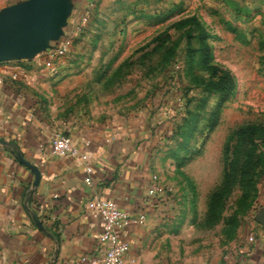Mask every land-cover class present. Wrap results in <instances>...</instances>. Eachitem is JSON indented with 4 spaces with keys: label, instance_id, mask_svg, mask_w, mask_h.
I'll return each mask as SVG.
<instances>
[{
    "label": "rangeland",
    "instance_id": "obj_1",
    "mask_svg": "<svg viewBox=\"0 0 264 264\" xmlns=\"http://www.w3.org/2000/svg\"><path fill=\"white\" fill-rule=\"evenodd\" d=\"M86 1L75 0L74 16L87 11L82 30L105 37L90 39L84 53L78 49L66 61L76 72L96 65L90 73L98 80L96 94L115 95L118 104L133 101L136 111L145 108L155 175L168 212H177L174 223L186 227L176 256L212 260L237 248H260L256 264H264V226L256 220L264 211L260 161L250 165V184H238L226 196L218 222L205 225L229 134L244 123L264 124V0H95L92 9ZM191 16L208 34L209 63L234 77V93L219 109L197 50L198 30L173 26Z\"/></svg>",
    "mask_w": 264,
    "mask_h": 264
},
{
    "label": "crops",
    "instance_id": "obj_2",
    "mask_svg": "<svg viewBox=\"0 0 264 264\" xmlns=\"http://www.w3.org/2000/svg\"><path fill=\"white\" fill-rule=\"evenodd\" d=\"M19 1L0 0V8ZM74 2L61 36L75 17ZM104 35L82 30L69 55L78 49L84 53L90 39ZM67 62L57 63L53 73L35 58L0 63V139L5 141L0 143V264H88L80 258L100 254L97 236L103 220L87 202L99 197L146 215L144 224L119 232L130 244L125 264L261 261L260 248L250 252L237 248L232 256L222 253L212 260L176 256L186 227L174 223L177 212H168L166 193L147 194L156 172L145 108L136 111L133 101L118 104L115 95L96 94L98 80L90 74L96 65L85 64L76 72V66ZM25 68L32 72L29 81L12 77ZM60 133L88 153L90 185L79 157L51 154V142Z\"/></svg>",
    "mask_w": 264,
    "mask_h": 264
},
{
    "label": "built area",
    "instance_id": "obj_3",
    "mask_svg": "<svg viewBox=\"0 0 264 264\" xmlns=\"http://www.w3.org/2000/svg\"><path fill=\"white\" fill-rule=\"evenodd\" d=\"M95 0H87L86 8L92 9ZM88 22L87 11L78 16H75L71 22L70 30L66 31L63 36L56 41L51 48L38 54L35 59L41 64L43 69L49 73L56 70L57 63L69 58L71 44L75 37L81 33L83 27ZM31 70L22 69L18 72H13V78H22L29 81L32 77ZM51 154L54 156H73L79 157L84 163L85 183L91 184L90 175L92 166L88 162V153L81 152L73 143L71 138L65 134H56L51 142ZM163 191L157 176L153 174L151 181L147 187V194L155 196ZM87 208L96 211L103 220V230L98 234L97 239L101 244V252L98 256H82V261H87L88 264H125L130 251L128 241L120 237V231L130 227L142 225L146 221V215L143 212L137 214L120 209L113 202L104 198H93L87 202ZM247 240L252 242L253 236L249 235ZM261 264V263H259Z\"/></svg>",
    "mask_w": 264,
    "mask_h": 264
},
{
    "label": "trees",
    "instance_id": "obj_4",
    "mask_svg": "<svg viewBox=\"0 0 264 264\" xmlns=\"http://www.w3.org/2000/svg\"><path fill=\"white\" fill-rule=\"evenodd\" d=\"M189 24L194 25L198 30L197 50L201 53L203 68L208 71L210 78H213L207 81V86L218 95L217 108L219 109L221 104L234 93V77L229 70L209 63L210 47L206 43L208 34L195 16L180 19L174 22L173 26L182 28ZM190 49L192 52V48ZM259 161L264 165V124L239 125L229 134L224 146L223 175L220 183L209 195L206 226L211 227L218 222L223 209V201L236 185L247 187L250 184L251 178L248 176L250 165Z\"/></svg>",
    "mask_w": 264,
    "mask_h": 264
},
{
    "label": "water",
    "instance_id": "obj_5",
    "mask_svg": "<svg viewBox=\"0 0 264 264\" xmlns=\"http://www.w3.org/2000/svg\"><path fill=\"white\" fill-rule=\"evenodd\" d=\"M72 7V0H22L0 8V63L31 60L51 48L62 35ZM256 220L264 226V211Z\"/></svg>",
    "mask_w": 264,
    "mask_h": 264
}]
</instances>
